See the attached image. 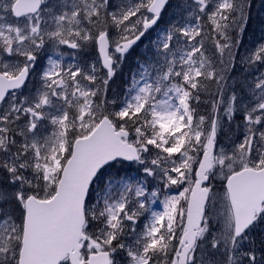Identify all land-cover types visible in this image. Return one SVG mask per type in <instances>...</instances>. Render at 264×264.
Segmentation results:
<instances>
[{"label": "snow or ice", "instance_id": "1", "mask_svg": "<svg viewBox=\"0 0 264 264\" xmlns=\"http://www.w3.org/2000/svg\"><path fill=\"white\" fill-rule=\"evenodd\" d=\"M249 16L247 0H0V264H264V41L234 51ZM144 39L154 54L114 91Z\"/></svg>", "mask_w": 264, "mask_h": 264}, {"label": "rangeland", "instance_id": "2", "mask_svg": "<svg viewBox=\"0 0 264 264\" xmlns=\"http://www.w3.org/2000/svg\"><path fill=\"white\" fill-rule=\"evenodd\" d=\"M175 2H176V0H172L173 4H175ZM247 4L249 5L250 16H249L248 22L245 25L246 30L244 33L241 34V37H240L241 41H242V46L239 47L238 49H234V51H238L240 55H246L249 51L253 50L260 42L264 41V0H247ZM174 11H175L174 8H169L164 13V20L161 23L163 24L164 21H167L171 17V15ZM150 38L155 39L156 33L153 32ZM145 45H148V48H145ZM205 47H206V49H208L209 54H211L214 51V48H213L211 42H209V41L205 42ZM134 48H135L134 51L136 52L137 56L141 57L142 62L149 59V57H151L154 54V49L151 47V44L149 43V39H144L142 43L138 42V46H134ZM63 50L66 52H71L70 49L65 48ZM93 51H92V49H89L86 53V56H87L89 61L94 59L96 56V53L95 52L93 53ZM49 54H52L50 50H49V52L45 53V55L43 56V62H46L47 55H49ZM54 58H58V57L54 56ZM124 61H125V59H124ZM124 61H122L120 65H122L124 63ZM69 62H72V58H71V56L66 55L64 57V63H69ZM243 74L244 73L242 72V70H240L236 73H230V75H235V78L237 80L241 79ZM214 88H215V85L212 86V90H214ZM25 91H27V90H25ZM209 109H210V107H209ZM207 111L204 114H207ZM138 167H139L138 165L126 167L124 169V171L128 175H130L134 178H141L142 173H138L136 171V169ZM149 180H151V178H149ZM152 183L155 184L156 182L153 181ZM213 183L215 185V191L219 194V196L222 197V194H223L222 184H223V182L219 178H217L215 181H213ZM185 186H187V185H185ZM168 194L169 195H176V194H178V190L173 189ZM162 199H163V196L161 195L159 200H162ZM159 200H157V202L152 205V208L155 211H162V206L160 205ZM219 211H220V200L218 199L216 208L212 210V223L214 225L218 223L216 213H218ZM149 215H150V213H146L145 216L140 218V220L138 221V227L139 228L143 227V224L146 222V219ZM221 226H222V224H221Z\"/></svg>", "mask_w": 264, "mask_h": 264}, {"label": "trees", "instance_id": "3", "mask_svg": "<svg viewBox=\"0 0 264 264\" xmlns=\"http://www.w3.org/2000/svg\"><path fill=\"white\" fill-rule=\"evenodd\" d=\"M93 51V50H92ZM93 53H94V51H93ZM121 71V70H120ZM208 99H210V98H208Z\"/></svg>", "mask_w": 264, "mask_h": 264}]
</instances>
